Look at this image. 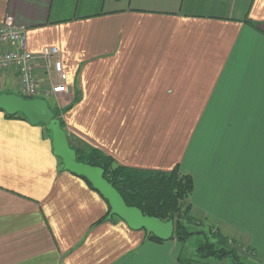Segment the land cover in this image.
Returning <instances> with one entry per match:
<instances>
[{"label":"crops","instance_id":"obj_1","mask_svg":"<svg viewBox=\"0 0 264 264\" xmlns=\"http://www.w3.org/2000/svg\"><path fill=\"white\" fill-rule=\"evenodd\" d=\"M6 17L30 53L58 48L71 146L177 166L198 228L264 264V0H0ZM17 88L15 70L0 71V93ZM108 211L63 169L44 125L0 110V264H187L184 244Z\"/></svg>","mask_w":264,"mask_h":264},{"label":"trees","instance_id":"obj_2","mask_svg":"<svg viewBox=\"0 0 264 264\" xmlns=\"http://www.w3.org/2000/svg\"><path fill=\"white\" fill-rule=\"evenodd\" d=\"M63 109L51 108L55 117L59 119L60 126L65 129L64 121L60 117ZM7 116L26 120L20 113ZM71 147L76 151L78 161L103 169L104 178L120 193L128 206L138 207L143 214L155 216L162 221L173 220L174 232L170 240L174 239L185 245L192 234L200 233L204 237L203 241L194 247V254L191 257L185 258L182 255L179 257L181 262L208 264L206 263L208 259L219 262L227 258L230 264H246L241 260L237 250L229 244V240L220 233L211 232L210 239L202 231L188 227L187 224H196L195 217L189 214L191 205L185 203L193 190L190 174L180 171L177 166L170 171L132 168L116 162L100 149ZM79 177L90 185L84 177ZM147 239L163 242L153 235L147 236Z\"/></svg>","mask_w":264,"mask_h":264},{"label":"water","instance_id":"obj_3","mask_svg":"<svg viewBox=\"0 0 264 264\" xmlns=\"http://www.w3.org/2000/svg\"><path fill=\"white\" fill-rule=\"evenodd\" d=\"M0 109L8 115L20 113L30 124H42L50 133L53 154L58 157L64 170L84 177L108 203L107 219L123 221L132 230H143L146 236L153 235L162 241L173 236V220L145 215L135 206H128L120 193L103 176V169L77 160L76 151L70 146L60 121L55 117L43 98L26 99L15 93H0ZM66 108L63 109L65 111Z\"/></svg>","mask_w":264,"mask_h":264},{"label":"built area","instance_id":"obj_4","mask_svg":"<svg viewBox=\"0 0 264 264\" xmlns=\"http://www.w3.org/2000/svg\"><path fill=\"white\" fill-rule=\"evenodd\" d=\"M39 68L46 76V83L38 77ZM9 69H14L17 74V92L23 98H41V95L51 96L69 90L58 48L47 47L40 55L30 53L26 47L25 31L6 17L0 23V71Z\"/></svg>","mask_w":264,"mask_h":264},{"label":"rangeland","instance_id":"obj_5","mask_svg":"<svg viewBox=\"0 0 264 264\" xmlns=\"http://www.w3.org/2000/svg\"><path fill=\"white\" fill-rule=\"evenodd\" d=\"M40 86L42 87V85L40 84ZM47 87V85L45 86ZM12 91L18 95V92L16 89H12ZM69 91V90H68ZM67 92H63V93H57V94H52L51 96H45V95H41L43 99H45L49 105L50 108H52L53 110H55L56 108L59 109L57 107V97H59L60 95L62 94H67ZM6 93V92H4ZM60 110V109H59ZM65 130V129H64ZM66 132V131H65ZM69 142V141H68ZM70 144V143H69ZM88 149V148H86ZM103 152V151H102ZM187 204H190L189 203V199L187 198L186 199V202ZM189 214L192 215L191 213V209L189 210ZM193 216V215H192ZM194 217V216H193ZM195 219V218H194ZM196 221V220H195ZM188 227L192 230H199V231H202L205 235H207L209 237V235L211 234L212 230L210 231H207V230H204L203 228L199 229L197 223L194 225V224H187ZM203 236L200 234V233H195V234H192L190 236V238L188 239V241L186 242V246L183 248V253H182V256H187V257H190L191 255L194 254V247L201 243L203 241ZM211 239V236L209 237ZM231 246H233L231 243H229ZM192 252V254H191ZM206 263L208 264H230L231 262L226 258L224 259L223 261H216L215 259H208L206 261Z\"/></svg>","mask_w":264,"mask_h":264}]
</instances>
